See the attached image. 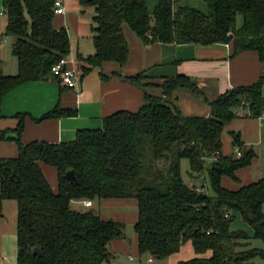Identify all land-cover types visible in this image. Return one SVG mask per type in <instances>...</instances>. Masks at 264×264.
I'll return each instance as SVG.
<instances>
[{
    "label": "trees",
    "instance_id": "trees-1",
    "mask_svg": "<svg viewBox=\"0 0 264 264\" xmlns=\"http://www.w3.org/2000/svg\"><path fill=\"white\" fill-rule=\"evenodd\" d=\"M183 1L160 0L151 13L146 0H80L83 8L94 9L95 53L77 55L79 70L85 75L107 62L124 66L130 55L126 25L147 45L232 44L235 54L253 51L264 61V0H202L207 14ZM3 6L8 26L0 36V118L10 92L31 82L59 80L52 69L72 52L67 29L54 25V0H3ZM5 37L14 41L16 75L1 70ZM127 78L145 90L149 86L144 73ZM263 85L264 78L226 92L209 102L208 117H186L168 97L181 88L194 95L202 91L191 78L179 75L161 85L162 96L146 93V104L137 112L119 111L105 118L101 128L81 130L76 140L60 144H23L26 114L17 115L18 128L0 133V140H12L20 150L17 158L0 159V218L6 200L18 204L17 264H113L109 246L125 238V224L77 207L103 199L137 200L139 252L151 260L177 255L188 243L196 256L177 264H254L257 257L264 259V249L252 246L254 239L264 243V178L236 191L222 185L223 177L236 178L256 157L237 134L234 144L242 156L223 155L222 133L240 110L255 119L263 115ZM76 114L57 106L37 121ZM183 160L190 163L193 181L211 162L212 192L184 180ZM43 166L57 170V188ZM71 171L74 181L67 178ZM237 216L251 227L252 236L232 228Z\"/></svg>",
    "mask_w": 264,
    "mask_h": 264
},
{
    "label": "crops",
    "instance_id": "crops-1",
    "mask_svg": "<svg viewBox=\"0 0 264 264\" xmlns=\"http://www.w3.org/2000/svg\"><path fill=\"white\" fill-rule=\"evenodd\" d=\"M64 1L67 11L63 15L55 16L54 25L56 28L67 29L72 46L69 58L80 64L77 60L78 54L88 57L95 53L91 31L94 9L83 8L80 0ZM159 1L146 0L151 13ZM182 4L203 14L208 13V6L202 0H184ZM7 26L8 16L5 14L3 0H0V36L5 35ZM124 33L130 48L129 59L124 66L107 62L85 75L81 72L77 89H69L56 79L31 82L14 89L4 98L1 105L0 133H11L16 130L20 123L17 115L26 114L21 136L23 144L71 142L76 140L79 131L99 129L103 126L105 118L119 111L137 112L146 104V93L162 96L161 85L179 75L191 78L201 89L202 94L194 95L181 88L168 97L170 104L186 117H208L211 112L209 102L215 101L232 89L249 87L264 78V61L259 55L253 51L235 54L232 44L147 45L129 27L124 26ZM139 73L146 76L144 83L149 85L146 90L127 78ZM57 106L64 110H74L77 114L73 117L37 121ZM238 114L239 116L229 123L222 133V153L225 156L237 155L239 149L235 146L233 138V134H237L244 148L252 149L256 157L250 166L237 171L236 178L223 177V187L234 191L264 178V122L246 116L244 110H240ZM19 152L16 142L0 140V159L17 158ZM43 168L52 186L57 188V170L46 166ZM192 180L190 177L187 183L191 186L195 183L202 187L200 179ZM90 202L91 207L80 203L77 207L92 209L97 203L101 208L99 214L103 220H114L125 226L126 224L135 226L138 221L139 212L136 210L138 202L135 199H103ZM3 213V217L0 218V264H17V202L6 200ZM239 218L243 220L240 216L236 219ZM129 219L131 223H127ZM253 234L252 230V234L249 235ZM109 247L115 255L113 264H122L121 259L126 257H130L128 259L132 261V254L138 258L147 257L140 255L136 233L134 236L125 233L124 239L112 241ZM150 260L149 257V262H154Z\"/></svg>",
    "mask_w": 264,
    "mask_h": 264
},
{
    "label": "rangeland",
    "instance_id": "rangeland-1",
    "mask_svg": "<svg viewBox=\"0 0 264 264\" xmlns=\"http://www.w3.org/2000/svg\"><path fill=\"white\" fill-rule=\"evenodd\" d=\"M242 23H243V20L241 17H239L238 25L241 26ZM126 27H128V26L126 25ZM12 46H13L12 39L10 38V39L6 40L4 38V40L2 42V47H1L2 58H3L4 64H2L1 70L3 71L4 74L16 75L17 74V60L12 53ZM210 163H211L210 161H207V168L205 170V173H203V175L200 178V186L204 185L206 188L207 187L209 188L210 192H212L211 187H210V177H209V171H208V167L210 166ZM49 169H51V168L49 167ZM189 172H190V163L188 160H183L182 161V174H183L184 180L188 183H189V179H190ZM49 178H51L50 175H49ZM54 186H55V184H54ZM92 209H94L98 213L101 212V208H99V205L97 203H95V205ZM136 210L138 212L137 208H136ZM127 223H131L130 219H129V221H127ZM125 228H126L125 229L126 234H128L129 236L135 235V229H134V226L132 224H126ZM232 228L234 230H245L248 233L252 234L251 227L249 225H247L240 218L236 219L234 221V223L232 224ZM252 244H253L252 246L255 248L264 249V243L261 240L254 239V240H252ZM131 256L133 258L132 261H130L128 259L130 257L122 258L121 259V261H123L122 264H177L180 261L189 260V259L194 258L196 256V254L194 252L192 245L190 243H188L185 246H183L182 251L179 254L174 255V256L166 259V260H154V262H149V257L138 258L133 254ZM254 264H264V259L261 257H257L254 260Z\"/></svg>",
    "mask_w": 264,
    "mask_h": 264
},
{
    "label": "built area",
    "instance_id": "built-area-1",
    "mask_svg": "<svg viewBox=\"0 0 264 264\" xmlns=\"http://www.w3.org/2000/svg\"><path fill=\"white\" fill-rule=\"evenodd\" d=\"M55 2V14L63 15L66 13L67 8L64 0H54ZM78 62L69 57L63 58L59 63H57L53 69L52 73L57 77L61 83L69 89H77L80 78L81 71L78 68ZM264 122V113L259 118ZM237 156L240 158L242 156L240 150L237 151ZM83 204L86 207H91L92 203L90 201H84ZM152 261V260H150Z\"/></svg>",
    "mask_w": 264,
    "mask_h": 264
},
{
    "label": "water",
    "instance_id": "water-1",
    "mask_svg": "<svg viewBox=\"0 0 264 264\" xmlns=\"http://www.w3.org/2000/svg\"><path fill=\"white\" fill-rule=\"evenodd\" d=\"M67 178L70 180V181H74L75 180V173L73 171L69 172L67 174ZM35 253L37 254H40V250L39 249H36L35 250Z\"/></svg>",
    "mask_w": 264,
    "mask_h": 264
}]
</instances>
